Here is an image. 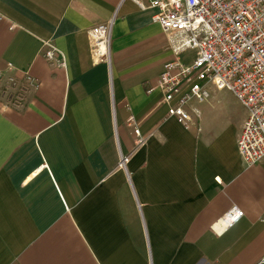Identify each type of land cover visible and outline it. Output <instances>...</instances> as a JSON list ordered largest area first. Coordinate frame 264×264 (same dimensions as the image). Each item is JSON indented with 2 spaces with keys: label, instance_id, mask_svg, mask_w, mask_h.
<instances>
[{
  "label": "crops",
  "instance_id": "0c3cea01",
  "mask_svg": "<svg viewBox=\"0 0 264 264\" xmlns=\"http://www.w3.org/2000/svg\"><path fill=\"white\" fill-rule=\"evenodd\" d=\"M140 2L0 0V264H261L264 158L249 166L237 146L247 110L210 87L192 127L167 115L147 90L174 53ZM109 20L111 66L88 36ZM235 204L244 217L222 227Z\"/></svg>",
  "mask_w": 264,
  "mask_h": 264
},
{
  "label": "built area",
  "instance_id": "2783aa9c",
  "mask_svg": "<svg viewBox=\"0 0 264 264\" xmlns=\"http://www.w3.org/2000/svg\"><path fill=\"white\" fill-rule=\"evenodd\" d=\"M142 8H155L152 21L169 38L174 58L164 63L155 86L167 115L184 127L194 125L189 105L209 97V88L230 90L247 110V118L237 140L243 161L251 166L264 158V0H147ZM113 21L94 25L88 31L90 52L95 63L112 64ZM44 57L66 66L54 47ZM28 81L34 83L31 77ZM9 78V88H15ZM5 94H10L4 90ZM195 110V109H194ZM129 122L137 146L146 142L133 115ZM128 157H123L125 163ZM244 210L233 205L220 225L231 227L244 217ZM259 263H264V257Z\"/></svg>",
  "mask_w": 264,
  "mask_h": 264
},
{
  "label": "rangeland",
  "instance_id": "374dc122",
  "mask_svg": "<svg viewBox=\"0 0 264 264\" xmlns=\"http://www.w3.org/2000/svg\"><path fill=\"white\" fill-rule=\"evenodd\" d=\"M150 43H148V46H149V48H145L144 50H143V54L142 55H144L145 57H144V59H143V61H146V63H145V66H143V67H140L139 68V71H141V72H143V73H145V72H148V71H151L153 68H156V66H157V61L156 60H153L152 62L150 61L152 58H150L151 56H149V55H147V54H149L150 52H152L153 50H156L158 47H157V45L155 44L154 46L153 45H149ZM147 60H149V61H147ZM17 89H19V88H16L15 90H17ZM14 90V91H15ZM22 90V89H21ZM19 93H21V92H19ZM11 94V93H10ZM10 94H7L5 97H6V99H10L9 97H11V95ZM14 100H15V97H12Z\"/></svg>",
  "mask_w": 264,
  "mask_h": 264
}]
</instances>
